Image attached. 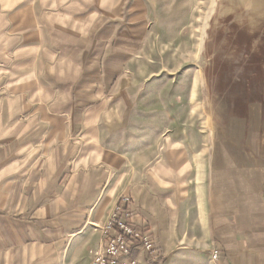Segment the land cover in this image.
I'll use <instances>...</instances> for the list:
<instances>
[{"label":"rangeland","instance_id":"1","mask_svg":"<svg viewBox=\"0 0 264 264\" xmlns=\"http://www.w3.org/2000/svg\"><path fill=\"white\" fill-rule=\"evenodd\" d=\"M87 57L99 71L91 64L92 97L75 108L76 127L100 102L99 82L106 103L81 148L124 185L132 172H166L180 199L202 210L228 142H242L237 158L264 139V0H0V137L28 140L65 117ZM107 219L93 225L101 243ZM133 222L157 249L155 261L139 250V261L159 263L152 226Z\"/></svg>","mask_w":264,"mask_h":264},{"label":"crops","instance_id":"2","mask_svg":"<svg viewBox=\"0 0 264 264\" xmlns=\"http://www.w3.org/2000/svg\"><path fill=\"white\" fill-rule=\"evenodd\" d=\"M86 59L88 80L75 97L67 96L65 117L28 140L9 132L0 137V264H75L80 256L91 264L86 249L101 244L93 225L107 219L123 194L133 199L136 221L149 223L158 237L165 256L157 264H264V139L245 156L239 149L235 158L242 142L232 134L231 153L210 177L202 210L180 199L166 172H132L124 185L120 175L110 177L108 166L92 162L81 148L88 122L102 116L106 103L99 82L100 102L85 107L76 127L75 108L91 100L90 66L98 64ZM97 71L98 65L95 76ZM213 249L219 251L216 258Z\"/></svg>","mask_w":264,"mask_h":264},{"label":"built area","instance_id":"3","mask_svg":"<svg viewBox=\"0 0 264 264\" xmlns=\"http://www.w3.org/2000/svg\"><path fill=\"white\" fill-rule=\"evenodd\" d=\"M130 196H122L101 228L104 243L91 251V264H141L138 251L146 253L147 260L155 261L156 247L147 227L133 222ZM216 258V251L212 253Z\"/></svg>","mask_w":264,"mask_h":264},{"label":"bare ground","instance_id":"4","mask_svg":"<svg viewBox=\"0 0 264 264\" xmlns=\"http://www.w3.org/2000/svg\"><path fill=\"white\" fill-rule=\"evenodd\" d=\"M228 2V1H227ZM221 3V2H220ZM219 8H220V6H219ZM254 9V8H253ZM234 13V12H233ZM250 14H253V13H250ZM224 15V14H223ZM239 15V14H238ZM222 16V15H221ZM255 18V17H254ZM263 19V18H262ZM261 22V21H260Z\"/></svg>","mask_w":264,"mask_h":264}]
</instances>
